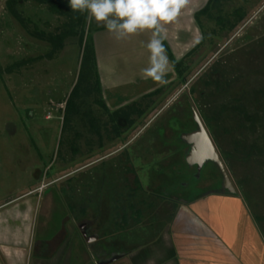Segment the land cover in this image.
I'll return each mask as SVG.
<instances>
[{"label":"rangeland","instance_id":"1","mask_svg":"<svg viewBox=\"0 0 264 264\" xmlns=\"http://www.w3.org/2000/svg\"><path fill=\"white\" fill-rule=\"evenodd\" d=\"M240 9L244 16L237 21ZM211 12L204 18L206 38L195 53L181 58L186 68L183 75L178 77L174 69L173 78L157 88L162 87V92L144 102V115L135 116L133 126L121 122L122 134L113 138L105 134V147L98 149V137L90 130L95 129L92 121H101L104 128L112 126L104 123L109 118L99 102L96 72L90 64L81 72L84 43L79 34L64 36L61 47L52 53L47 37L65 30L68 22L60 9L36 0H0V204L37 186L53 194L56 200L46 206L51 211L60 209L49 220L45 235L51 236L59 230L63 213L72 222L82 214L71 202L64 206V186L70 184L66 194L73 205L94 202L97 193L114 180L110 162H94L103 156L113 163L116 157L125 160V149L133 163L119 165V183H124L125 176L129 186H136L139 175L151 190L190 197L199 184H190L189 189L179 185L193 181L184 161L186 143L181 134L197 126L196 112L202 120L210 119L209 124L205 121L208 133L264 237V0H221ZM94 25L86 16V35H91ZM84 165L71 174L70 181L64 178L47 187L50 180ZM132 165L133 172L124 171ZM220 180V172L210 166L200 181L213 186ZM148 196V211L144 216L133 215L132 231L107 232L119 246L123 243L129 250L157 243L159 230L176 205L153 192ZM94 217L88 208L84 218L93 229L98 223ZM71 230L74 233L76 227ZM88 264H94L93 260Z\"/></svg>","mask_w":264,"mask_h":264},{"label":"crops","instance_id":"2","mask_svg":"<svg viewBox=\"0 0 264 264\" xmlns=\"http://www.w3.org/2000/svg\"><path fill=\"white\" fill-rule=\"evenodd\" d=\"M209 1L189 0L177 18L164 25L163 39L177 59L185 57L206 38L204 18L211 15H203L199 20L196 14ZM93 27L97 71L109 110L122 108L173 78L174 68L166 50L168 68L164 83L141 75V69L149 66L146 45L152 38L151 31L118 40L103 25L95 22ZM201 182H197L196 188L201 189L198 195L171 202L176 206L169 221L160 228L157 243L131 249L132 254L123 258L122 264H264V237L239 192L225 191L221 183L208 186ZM150 191L162 194V190ZM45 193L40 189L29 191L10 198L8 204H0V264H57L55 253L66 248L71 240L72 246L61 264H88L91 260L97 264L96 254L91 253L78 234L72 233L68 239L66 234L64 245L62 241L54 245L57 231L45 235L55 211L46 205L56 200L53 194ZM36 239L39 248L32 257ZM105 239V247L97 244L102 257L118 249L117 245H110L113 234Z\"/></svg>","mask_w":264,"mask_h":264},{"label":"flooded vegetation","instance_id":"3","mask_svg":"<svg viewBox=\"0 0 264 264\" xmlns=\"http://www.w3.org/2000/svg\"><path fill=\"white\" fill-rule=\"evenodd\" d=\"M201 120H202V118H201ZM202 121L206 127L205 121L204 120H202ZM98 122H99L100 126L98 128L95 127V129L92 128L90 130L94 134H96L98 137L97 148L103 149L105 147V139H104L105 134H106V136H111L110 138L117 137V136H116V132L114 131V129L112 127L110 129L104 128V127H102L101 121H98ZM111 132H114V134ZM89 143L92 144V141ZM184 147H185V152H187L190 145L186 143V145ZM180 148L181 147H179L178 149H180ZM216 148H217V146H216ZM78 150H79V146L77 148H75L74 150H72L73 151L72 156H74V152H78ZM217 150H218V148H217ZM179 151H181V150H179ZM124 152H125V160H123V159L118 160L116 157V163H113V159L110 161L105 160L106 156H103L94 162V163L110 162L111 170H112V174H113V178H114V180L111 183H109L108 187H106L100 193H97L98 197L94 200V202H89L87 204H83L82 206H80V204H78L79 206L73 205V204H75V202L72 201L69 194H66L67 191H69V189H70V184H67V186H64L63 193H62L65 196V199H64L65 201L63 203L64 206L67 203L71 202L72 203L71 205L75 206L76 209L80 210V214L81 213L82 214L77 216L74 219V221L72 222V217L69 216L67 213H63L60 228L57 231L58 233L56 234L55 242H53L54 245H57L61 241L63 242L62 245H64L66 243L67 239L69 238V236L72 234L71 229L76 227V231L74 233L78 234L83 239V241L87 244L91 253L93 252L96 254L97 264H103V263L122 264L120 261L123 258L127 257L129 254H132L131 249L128 250L126 245H124L123 243H121V245L119 246L118 242L116 240H112L111 241L112 243H110V245L115 246L114 243H116V245H117L116 247L118 248L117 251H112L111 253H108L107 257L104 255L102 257V255L99 254L100 248L97 247V244L100 245V247L106 246L105 245L106 244L105 237L107 236L108 231H110V232H113L114 230L116 232H117V230H122V231H127V232L132 231L133 229L131 228V226H132L131 222H132L133 215L135 213H139L142 216H144L146 214V212L148 211V208H149V203H148V199H147V198H149V196L147 197V193L151 192L150 187L148 185L149 182H148V184L144 183V181H142L143 178L138 175L135 178L136 186H129L128 181H126L125 176L123 178H121V179H123L124 183H119L120 179L117 178V168L119 167V165H122L123 163L127 164L128 162L133 163V159L130 157V155H128L129 149H125ZM218 152L220 154V157H221L223 163L225 164V167L227 168V170L230 174L228 165L225 162L223 155L221 154V152L219 150H218ZM117 162H119V163H117ZM208 166H209V164L204 165L203 171H202L203 173L207 170ZM84 167H85V165L82 167H79L77 169H74L72 172H69L67 175L65 174L62 177H58L56 179L50 180L49 183L47 184V187L55 184L56 182H58L59 180L64 179V178L66 179V181H70L72 176H73L71 174L77 173L78 171H80ZM197 168H198L197 165H194L191 168L193 170L192 175H191L192 176L191 178L193 179V181L190 179V181L180 182L179 185H183V186L186 185L185 187L187 189H189L190 187L188 188V186H190V184L197 182V181H195V179H198ZM125 170L127 172L128 171L133 172V170H134L133 165H132V167L131 166L124 167V171ZM107 172H108V170L106 169L105 173H107ZM114 172H115V175H114ZM115 176H116V178H115ZM44 187H42V188L44 189ZM176 187L177 186L175 184L173 187V190L176 191V189H177ZM39 189H40V186H37L36 188H34L33 190H30V191L39 190ZM124 189H126L125 195H123ZM199 191H201L200 188L199 189L198 188L193 189L192 190L193 193L190 197H195L196 195H198ZM143 194H144V196H143ZM154 194L156 196L161 197L164 200L166 199L167 201H170V202H175L176 198L177 199L181 198L180 195L178 196V195L173 194V196H171L169 191L168 192L166 191L163 194H159V193H154ZM10 201H8V202L6 201L4 203V205L8 204ZM159 203L160 202L158 201L157 205H159ZM107 207H109V208H107ZM88 208L92 209L94 212V216H95L94 217V223L96 224L98 222L97 225L94 226L95 229H93V224L84 218L87 214ZM59 209H60V207H57V209L55 211H57ZM77 220H80L81 222L78 223L77 225H75V222ZM141 223L142 222H139V224H141ZM118 227H119V229H118ZM116 228H117V230H116ZM92 229H93V231H92ZM66 234H67V237H66ZM65 237L67 238L66 240H64ZM68 242H69V244H67L68 246L66 248L64 246L63 249H60V251L55 253V258H56L55 261L57 262V264H61L64 262L65 256L68 252V248H71L72 240L68 241ZM38 243H39V241L36 239V241L32 247V251H33L32 257L34 256V254L37 253L36 247L39 248ZM138 246H140V245H138ZM108 247L109 246H107V248ZM95 254H93V255H95Z\"/></svg>","mask_w":264,"mask_h":264},{"label":"clouds","instance_id":"4","mask_svg":"<svg viewBox=\"0 0 264 264\" xmlns=\"http://www.w3.org/2000/svg\"><path fill=\"white\" fill-rule=\"evenodd\" d=\"M189 0H69L72 11L85 13L87 20L103 25L116 39L151 31L146 47L149 66L141 69L143 78L164 83L168 58L162 43L164 25L173 22Z\"/></svg>","mask_w":264,"mask_h":264},{"label":"trees","instance_id":"5","mask_svg":"<svg viewBox=\"0 0 264 264\" xmlns=\"http://www.w3.org/2000/svg\"><path fill=\"white\" fill-rule=\"evenodd\" d=\"M36 1L41 3V4H46L51 8L60 9V13L62 15H64L68 20L67 24L65 25L66 26L65 30H62L57 35L51 34L47 37L48 40L53 45V52L52 53H54V51H56V49L58 47H61L62 39L64 36L69 35L70 33L79 34L81 43H84L81 72L84 71L85 70L84 67H86L89 64H90L91 70L94 69V71L96 72V74H97V85L96 86H98V90L100 91V95H101L99 102L103 106L104 111L109 118V120L104 122V123H106V124L111 123L110 125L112 126V128L116 132V136H120L122 134V129H121V125H120L121 122L126 121L128 126H133L136 122L135 116L136 117H142L145 113V109L143 107L144 102L146 100L149 101V100L153 99V97H155L156 95H158L159 93L162 92L163 88L161 87L155 91H152L151 93L144 95L140 100H136V101H134V102H132L126 106H123L122 108H119V109L114 110V111H110L109 108L106 106V104L103 100V96H102V87H101L99 73L97 71L96 51H95L93 39H92V36L90 34L86 35V27H85V19L87 16L86 12L82 14L80 12L72 11L70 8V5H69V0H36ZM220 4H221V0H210L205 8H203L202 10L197 12V14H196L197 19L200 20V18L203 15H209V14L211 15L212 14L211 11L213 10V8L220 6ZM12 10H13V13L16 15V17L19 18L21 21H23V18L21 17L20 13L15 8H13ZM236 16H238L237 21H239L243 18L244 15H243L242 9L238 10V12L236 13ZM237 21L231 23L230 26H234ZM219 22L222 24L225 23L224 19L222 17H219ZM226 22L228 23V20ZM37 35L41 38H45L43 34L37 33ZM162 43H163L165 50H166V52L170 58V61L172 63L173 68L176 70L178 77H180L181 75H183V73L186 69L184 67V65H185L184 59L178 60L174 56L173 52L171 51L167 42L164 39H162ZM200 44L195 49H193L190 53H188L186 55V57L195 53V51L198 49ZM52 53H50V54L52 55ZM80 78H81V75L79 77V80H80ZM77 86H78V83L75 85L73 92L71 93V96L75 93ZM71 96H70L69 101L71 100ZM69 101L67 102L66 110L69 107ZM206 123L209 124L210 119L207 118ZM91 126L94 128L95 127L98 128L100 126V124H99V122H98V124H95V122L92 121Z\"/></svg>","mask_w":264,"mask_h":264},{"label":"water","instance_id":"6","mask_svg":"<svg viewBox=\"0 0 264 264\" xmlns=\"http://www.w3.org/2000/svg\"><path fill=\"white\" fill-rule=\"evenodd\" d=\"M194 121L197 126L194 129L185 131L181 134L183 141L190 145L187 152H184V161L187 169L192 170L191 168L194 165H197L198 179H195V181L199 182L203 175L202 171L204 165L209 164L208 167L213 166L221 174V188L225 191L236 194L238 192L237 187L225 167V164L223 163L203 121L196 112L194 113Z\"/></svg>","mask_w":264,"mask_h":264}]
</instances>
